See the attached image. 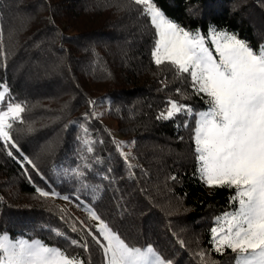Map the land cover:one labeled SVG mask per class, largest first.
Segmentation results:
<instances>
[{
  "label": "trees",
  "instance_id": "trees-1",
  "mask_svg": "<svg viewBox=\"0 0 264 264\" xmlns=\"http://www.w3.org/2000/svg\"><path fill=\"white\" fill-rule=\"evenodd\" d=\"M154 3L185 30H199L214 55L211 29L264 46V0ZM139 8L130 0H0L2 109H25L9 129L17 147L0 140V233L102 264L85 231L98 227L91 208L127 244L150 245L172 264H233L230 250L212 251L210 230L231 210L234 189L200 179L195 117L157 119L169 100L199 112L207 98L193 94L187 74L154 63L155 29ZM99 88L103 96L94 94ZM105 99L113 130L90 108ZM118 139L133 142L130 155ZM72 221L86 228L74 231ZM73 239L86 240L88 251Z\"/></svg>",
  "mask_w": 264,
  "mask_h": 264
},
{
  "label": "snow or ice",
  "instance_id": "snow-or-ice-1",
  "mask_svg": "<svg viewBox=\"0 0 264 264\" xmlns=\"http://www.w3.org/2000/svg\"><path fill=\"white\" fill-rule=\"evenodd\" d=\"M130 3L140 6L138 10L150 18L155 29L157 39L151 53L154 63L160 66L167 62L177 75L187 74L193 94L207 98V108L199 112L169 100L157 119L195 117L194 152L200 179L208 187L234 189L229 198L231 210L217 217L210 230L212 251L224 255L226 249L230 250L235 254L233 264H264V46L254 50L234 34L211 29L214 55L199 30L191 32L171 21L154 0H130ZM2 49L0 43V55ZM0 89H3L2 104L6 84L0 83ZM24 110L20 103L8 102L6 110L0 111V140L11 143L13 148L17 146L9 133L13 128L10 120H20ZM187 125L185 120L184 126ZM37 192L43 197L50 195L39 188ZM88 215L98 223L99 236L91 229L85 231L103 251L104 264H172L150 245L141 249L127 244L91 208ZM56 235L62 234L57 231ZM70 244L84 251L89 249L86 240L73 239ZM0 264H85V261L38 240L13 241L0 234Z\"/></svg>",
  "mask_w": 264,
  "mask_h": 264
},
{
  "label": "rangeland",
  "instance_id": "rangeland-1",
  "mask_svg": "<svg viewBox=\"0 0 264 264\" xmlns=\"http://www.w3.org/2000/svg\"><path fill=\"white\" fill-rule=\"evenodd\" d=\"M104 91L105 90L103 88H101V89L99 88V89L95 90L94 94L96 96H103L105 94ZM108 107H109V99H105L101 103H98L96 106H95V102L94 101H92L90 103V108L93 111H95L99 115L101 120L104 123H106L113 130V129H115V123L112 122L107 116V113H108V110H109ZM2 108H3L2 104H0V111L6 110V109H2ZM12 123H13V121H12ZM118 142H119V148H120L121 152L123 153V155L126 156V155H130L132 153V151H133V142L132 141H128V140H124V139H118ZM51 150H52V146H51L50 142H47V145H46V148H45L44 151L47 152V153H50ZM45 198H47V199H55V196L54 195H49L48 197H45ZM59 208L63 209V207L61 205H59ZM72 226L73 227H71V228H73V229L75 228V229H78V230L80 228H86V227H78V224L76 222H74V221H72ZM0 234L7 235L10 238V240H13V241L19 240V239L27 240L24 237H18V238L13 239V238L10 237L8 232H2ZM28 241L31 242L33 240H28ZM141 249H144V248H141ZM102 264H104V255H103Z\"/></svg>",
  "mask_w": 264,
  "mask_h": 264
},
{
  "label": "built area",
  "instance_id": "built-area-1",
  "mask_svg": "<svg viewBox=\"0 0 264 264\" xmlns=\"http://www.w3.org/2000/svg\"><path fill=\"white\" fill-rule=\"evenodd\" d=\"M10 122H12V121L10 120Z\"/></svg>",
  "mask_w": 264,
  "mask_h": 264
}]
</instances>
